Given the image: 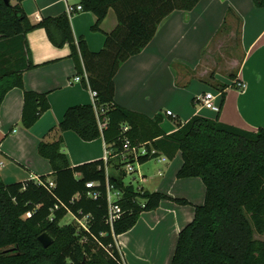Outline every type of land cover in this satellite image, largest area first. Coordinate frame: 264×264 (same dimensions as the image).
<instances>
[{
  "label": "trees",
  "instance_id": "obj_1",
  "mask_svg": "<svg viewBox=\"0 0 264 264\" xmlns=\"http://www.w3.org/2000/svg\"><path fill=\"white\" fill-rule=\"evenodd\" d=\"M25 1L11 0L8 5L0 0V113L14 89L24 91L22 125L26 129L50 111V94L27 91L24 85L25 74L37 68L28 35L44 29L55 47L70 48L82 84L97 93L94 106L71 107L56 131L74 132L84 142L102 138L112 155L108 165L100 160L73 167L61 136L38 148L52 166L53 179L41 177L43 185L35 181L6 184L0 174V264H123L117 238L130 232L143 213L156 211L163 201L190 205L186 199L125 184L120 155L126 139L132 147L149 144L150 151L171 160L181 153L183 165L177 178H198L204 184L205 201L195 207L193 221L179 233L171 264H264V242L255 238L264 234V128L249 132L222 123L219 116L216 120L195 116L167 135L161 115L151 118L115 100V79L121 67L150 45L166 18L177 11H193L202 0H80L83 10L96 17L94 32L104 33L103 23L111 12L116 14L118 26L104 33L105 46L99 53L91 52L84 39L76 41L68 14L32 25L23 8ZM253 2L255 8L264 9V0ZM227 88L220 90L222 105ZM156 157H141L140 163ZM116 160L122 176L109 174L107 179V167ZM108 180L122 193L118 203L123 216L113 229L107 223ZM50 181L54 188L49 187ZM88 183L100 186L89 189ZM96 191L101 196L94 200L89 193ZM69 214L88 217V230L78 222L62 226ZM43 234L53 239L47 249L39 240Z\"/></svg>",
  "mask_w": 264,
  "mask_h": 264
},
{
  "label": "crops",
  "instance_id": "obj_2",
  "mask_svg": "<svg viewBox=\"0 0 264 264\" xmlns=\"http://www.w3.org/2000/svg\"><path fill=\"white\" fill-rule=\"evenodd\" d=\"M79 4L80 0H26L23 8L37 26L46 18L68 14V5ZM70 20L76 41L84 39L93 53L103 50L104 33L118 26L114 12L102 25L104 33L92 31L96 17L90 12H78ZM225 26L228 33L217 41ZM233 27H238L240 58L226 61L229 73L210 74L204 59L211 58L215 45L220 49L236 36ZM28 42L37 68L25 74V90L49 93L51 109L26 129L22 125L24 91L14 89L6 96L0 113V174L6 184L54 178L49 160L38 154L42 142L53 143L62 136L73 167L105 161L108 149L102 138L84 142L74 132L56 131L71 107L94 106L95 97L75 82L78 69L68 46L55 47L44 29L32 31ZM115 83L116 103L151 118L161 115L167 135L195 116L212 120L219 116L224 124L257 132L264 128V9L255 8L253 0H202L191 12L177 11L160 24L150 45L121 67ZM224 86L228 87L224 104L221 97L217 100L220 114L202 109V96L206 92L219 96ZM167 111L173 116H167ZM163 157L168 160L162 161ZM155 159L159 166L155 172L141 173L139 188L186 199L190 205L163 201L156 211L143 213L130 232L117 238L124 264H170L179 233L193 221L195 207L205 201L201 179L177 178L183 165L181 153L172 160L159 153Z\"/></svg>",
  "mask_w": 264,
  "mask_h": 264
},
{
  "label": "built area",
  "instance_id": "obj_3",
  "mask_svg": "<svg viewBox=\"0 0 264 264\" xmlns=\"http://www.w3.org/2000/svg\"><path fill=\"white\" fill-rule=\"evenodd\" d=\"M83 11H84L83 7L80 4L76 6L68 5L67 7V13L69 16H73L74 14L78 12H83ZM84 77L87 81V84L89 85L88 75L86 73ZM82 80H83V77L80 75H77L75 77V82L82 83ZM93 94H94V97H96L97 93L93 92ZM219 97H221V95L217 96L213 92H206L204 96H202L201 98L202 109L212 111L216 114H219L221 111L220 105L217 104V100ZM166 115L171 117L173 116V112L167 111ZM106 122L107 121H105L104 123L102 122L100 123L101 129L105 128ZM128 130L129 128L127 127L124 128L125 133L128 132ZM148 146L149 144H144V145H140L137 147H132L130 140L126 139L124 146H123V152L120 155L123 164H125L123 167V171L126 175L138 173L141 176V172L135 169L134 163H136L137 165H140L141 157H147V156L152 157V156H157L159 154L158 151L154 149H151L150 151ZM111 155H112L111 151L107 149V155L105 159L106 165H108L109 158L111 157ZM167 160L168 159L166 157L162 158V161L164 162H166ZM107 179H109V168L108 167H107ZM37 183L43 185L41 180H38ZM54 186H55L54 182L50 181L49 187L54 188ZM99 186H100L99 183H88L87 184V188L89 189H94ZM106 189H107V200L109 204V213H108L107 223L113 229L115 223L119 221L121 217L123 216L122 209L118 203L121 200L122 193L119 190H116L114 186L110 184L109 180L106 185ZM89 196L93 198L94 200H97L98 197L101 196V193L96 191V192L89 193ZM28 216L30 217L31 214H28ZM75 219L82 229L88 230L87 228L88 217H84L82 219H79V218H75Z\"/></svg>",
  "mask_w": 264,
  "mask_h": 264
},
{
  "label": "rangeland",
  "instance_id": "obj_4",
  "mask_svg": "<svg viewBox=\"0 0 264 264\" xmlns=\"http://www.w3.org/2000/svg\"><path fill=\"white\" fill-rule=\"evenodd\" d=\"M233 28L236 29V36L232 37V39L230 41H227V43L225 45L222 44L220 46V49L218 48L217 45H215L213 48V53L211 54V58L206 57L204 59V64L206 65V67L208 66V70H210V72H209L210 74L212 72H216L219 74L220 73L221 74L229 73L231 66L228 63H226V61L235 60V59L240 58V48H239V44H238L239 37L237 36L238 27H233ZM226 29H228V26H225L222 29V31L219 33V35L217 36L218 37L217 41L222 40L224 38V36L228 33V31H225ZM229 29H231L230 26H229ZM206 62H209V64H206ZM201 69H203V67ZM222 78H224V77H222ZM218 80L223 81L222 83H224L226 81L225 79H222V80L218 79ZM221 100H222V98H221ZM118 163H119V161L116 160L113 162V164L110 165L109 174L111 176H115V177H121L122 176V174L119 172V170L116 167V165ZM134 166H135L136 170H139L143 174L144 172L150 173L149 170H151V172H155L159 165H158V162L156 161V159H152L151 161H149L146 164L137 165L136 163H134ZM140 180H141V177L138 173L129 174L126 177H124V182L126 185L133 184L136 188L140 187ZM70 224H77L75 217L71 214H69L62 221L61 225L66 226V225H70ZM255 238L264 242V234L263 235L256 234ZM119 251H120V249H119ZM120 253L122 255V251H120ZM171 262H170V264H171Z\"/></svg>",
  "mask_w": 264,
  "mask_h": 264
},
{
  "label": "water",
  "instance_id": "obj_5",
  "mask_svg": "<svg viewBox=\"0 0 264 264\" xmlns=\"http://www.w3.org/2000/svg\"><path fill=\"white\" fill-rule=\"evenodd\" d=\"M11 0H6V3L9 5ZM41 244L44 246V248H49L50 246H52L53 244V239L47 235V234H43L40 238H39Z\"/></svg>",
  "mask_w": 264,
  "mask_h": 264
}]
</instances>
